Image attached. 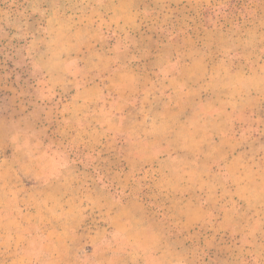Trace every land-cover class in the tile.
<instances>
[{
  "label": "crops",
  "instance_id": "1",
  "mask_svg": "<svg viewBox=\"0 0 264 264\" xmlns=\"http://www.w3.org/2000/svg\"><path fill=\"white\" fill-rule=\"evenodd\" d=\"M140 1L51 24L66 134L0 155V264H264V0Z\"/></svg>",
  "mask_w": 264,
  "mask_h": 264
},
{
  "label": "rangeland",
  "instance_id": "2",
  "mask_svg": "<svg viewBox=\"0 0 264 264\" xmlns=\"http://www.w3.org/2000/svg\"><path fill=\"white\" fill-rule=\"evenodd\" d=\"M94 1L106 9L109 7L108 0H89V4ZM133 1L141 7L145 6L144 1ZM236 1L232 0L223 7L207 8L202 18L208 19L209 14L214 17V14H232V10L236 13ZM85 2L88 3V0ZM85 2L0 0L1 156L8 155L12 148L18 145H45L46 148L55 149L58 145L57 141L63 140L66 132L62 121V96L50 87L37 59L44 55L51 24L61 21L58 19L69 13L79 14L85 9ZM232 17L235 22L236 14ZM176 20L179 21L175 17L172 20V16L168 15L166 24L172 26V21ZM183 33L174 31L172 38L177 39L178 36L179 39ZM74 35L77 37L79 33ZM244 264H256V262L253 258H249Z\"/></svg>",
  "mask_w": 264,
  "mask_h": 264
}]
</instances>
